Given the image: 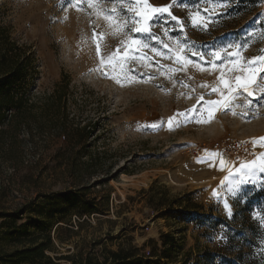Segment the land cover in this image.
Returning a JSON list of instances; mask_svg holds the SVG:
<instances>
[{
  "label": "rangeland",
  "instance_id": "obj_1",
  "mask_svg": "<svg viewBox=\"0 0 264 264\" xmlns=\"http://www.w3.org/2000/svg\"><path fill=\"white\" fill-rule=\"evenodd\" d=\"M148 2L162 7L171 0ZM114 7L121 15H106ZM197 8L205 19L193 27L190 15ZM170 10L183 30L175 21L167 35L153 27L155 39L134 34L143 44L133 48L124 35L130 29L121 26L119 0H0V28L34 53L37 71L29 89L43 95L61 74L70 80L68 119L92 132L87 144L91 168L98 170L82 182L86 189L74 206L96 203L103 213L67 222L64 209L50 203L61 202L59 192L76 181L43 153L44 137L30 143L25 131L11 129L0 138V250L49 230L52 258L133 248L123 264H264V227L252 215L264 212V172L257 170V184L241 185L233 200L228 189L245 162L185 153L237 138L257 146V163L264 156L259 87L249 85V97L221 83L234 88L236 76L262 66L254 58L264 55V0H182ZM256 84L264 86V72ZM177 113L185 115L170 126ZM164 235L172 238L165 247Z\"/></svg>",
  "mask_w": 264,
  "mask_h": 264
},
{
  "label": "trees",
  "instance_id": "obj_2",
  "mask_svg": "<svg viewBox=\"0 0 264 264\" xmlns=\"http://www.w3.org/2000/svg\"><path fill=\"white\" fill-rule=\"evenodd\" d=\"M36 71L34 53L17 44L6 29L0 28V138L11 129L25 131L30 143L35 136L44 137L46 146L43 153L53 155L51 159L57 160L69 180L77 184L70 190L59 192L61 202L53 201L51 207L64 209L69 216L67 222L71 216L88 218L94 214L102 215L96 203H84L78 206L79 210L74 206L80 201L77 195L86 189L82 182L97 175L98 170L91 168L93 153L87 144L92 132L85 127L74 126L68 119L70 80L61 74L50 93L37 94L28 87L29 78ZM62 204H65L64 208H60ZM161 239L163 247L172 242V238L166 235ZM52 250L49 230L32 233L10 250H0V264H123L133 258L134 251L129 248L107 251L103 256L88 253L85 257L67 255L52 258L48 255Z\"/></svg>",
  "mask_w": 264,
  "mask_h": 264
},
{
  "label": "snow or ice",
  "instance_id": "obj_3",
  "mask_svg": "<svg viewBox=\"0 0 264 264\" xmlns=\"http://www.w3.org/2000/svg\"><path fill=\"white\" fill-rule=\"evenodd\" d=\"M208 3H219V0H206ZM69 5L73 4V0H68ZM76 7H79V4L75 5ZM91 7V4H89ZM175 6H182V0H171L169 5L162 6V7H154L152 6L148 0H119V8L123 9V17L124 19L121 22V26L125 29H130V33L128 31L124 32L125 37L129 40V47H136L138 45L143 44V42L138 41L134 38V34H148L152 38L155 39L154 34L151 32V29L153 27H160L164 29L165 35H167L170 22L175 21L176 27L181 28L183 30V22L175 15H173L171 8ZM106 15H121L120 12H118L117 8L114 7L111 10V13H106ZM190 19L192 22L193 27H199L200 22L204 20V17H201L199 15V9L197 8L195 15H190ZM210 19V17H209ZM174 31L175 28H172ZM121 43H124V41H121ZM144 47H147L146 44L143 45ZM119 51V49H117ZM264 51V50H262ZM97 52L99 54V46H97ZM125 55H127V51H125ZM217 59H221L220 53L217 52L214 54ZM230 56L236 55L235 53H230ZM261 62V67L257 70V72H252L251 68L247 69V71L250 73L249 75H246L244 77L236 76L235 78V87L233 88L227 80H221V83L224 85L225 88H228L230 93L233 94H242L238 93L237 89H243V92H246L249 97L253 95L252 91H249V85H255L256 87H259L260 94L264 96V86L257 85L256 84V77L259 72H264V55L258 56L254 58ZM251 64V62H249ZM215 67V65H213ZM119 82V81H117ZM213 92L217 91V89L213 88ZM229 97H224V101H227ZM224 101H221L223 103ZM216 103V102H213ZM251 105V100L246 101V106ZM185 113H177L173 117H170L168 120L169 125L171 126L173 124V121L176 120L180 116H184ZM159 125H153V127H157ZM261 143H264V138H260ZM223 163V161H221ZM264 172V156H261L259 158V163H257V160H252L250 162L241 163L239 167L235 169V173L237 174V178L232 182L231 186L228 189L229 195L233 198V200L236 199L237 194L240 191V186L244 184H257L256 179V171ZM227 179V178H226ZM252 193L249 192L248 196H251ZM213 197L218 198L216 192H213ZM240 202H243V197H241ZM223 206L226 210V213L229 218H232L233 212L230 207V204L227 201H223ZM264 207V205H262ZM253 218L257 220L261 227H264V212H253L252 213Z\"/></svg>",
  "mask_w": 264,
  "mask_h": 264
},
{
  "label": "built area",
  "instance_id": "obj_4",
  "mask_svg": "<svg viewBox=\"0 0 264 264\" xmlns=\"http://www.w3.org/2000/svg\"><path fill=\"white\" fill-rule=\"evenodd\" d=\"M185 153L191 157H204L207 153H212L225 159L228 163H235L255 160L259 155V150L253 142L237 138H223L207 146L199 144L189 147Z\"/></svg>",
  "mask_w": 264,
  "mask_h": 264
}]
</instances>
